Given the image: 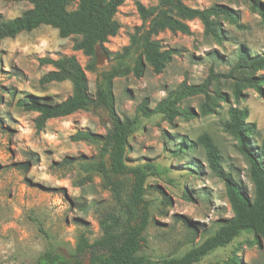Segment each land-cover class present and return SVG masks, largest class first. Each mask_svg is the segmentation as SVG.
<instances>
[{
	"label": "rangeland",
	"instance_id": "374dc122",
	"mask_svg": "<svg viewBox=\"0 0 264 264\" xmlns=\"http://www.w3.org/2000/svg\"><path fill=\"white\" fill-rule=\"evenodd\" d=\"M260 2L264 6V0ZM158 3L159 0L124 1L115 15L120 26L118 34L104 45L107 54H97L103 60L96 67L99 72L114 65V56L122 53L142 26L137 4L152 9ZM186 5L200 10L225 7L237 15L239 26L219 19L224 36L221 44L205 36L196 20L187 23L190 35L160 33L154 39L162 49L175 52L172 60L161 74L146 66L140 78L130 74L113 81L114 108L120 118L133 117L143 101L153 109L182 82L199 85L211 72L227 74L239 50L249 56L264 54V8L262 16L248 0H191ZM29 9L31 6L25 2L0 0V21L15 19ZM73 9L75 5L68 8ZM80 39H61L56 30L41 26L0 42V264H27L44 252L48 243L39 227L50 236L53 248L64 254L74 250L76 238L83 231L89 232V242L99 239L97 217L113 205L99 178H94L92 185L78 186L75 184H79L81 175L76 167L62 170L55 166L64 158L96 155L97 148L73 143L70 137L79 131L104 135L110 126L106 114L101 110L78 112L50 120L36 133V114L24 112L17 105L26 96L51 105L70 97L68 82L39 84L52 68L41 66L38 60L73 56L85 68L92 60L73 50ZM256 76H264V71ZM86 77L93 96L96 77L90 72H86ZM232 86L231 80L212 84L211 91L220 90L227 98L219 103L215 114L192 120L176 118L171 124L161 115L143 119L139 130L128 140V165L152 163L159 168V175L146 182V198L153 205L152 219L145 233L146 245L138 254L154 264L181 257L232 217L224 183L210 169L202 146L197 145L193 153L172 158L174 139L184 137L196 143L201 136H208L219 151L222 172L231 175L252 196L246 162L235 139L223 132L222 124L227 122L230 108L247 110L246 123L255 126L253 141L259 145L264 139V95L247 89L236 100ZM202 103L203 98L198 96L183 101L180 107L198 114ZM163 197L169 200L168 205ZM229 259L240 264H264V240L255 243L252 234L243 233L198 264H227Z\"/></svg>",
	"mask_w": 264,
	"mask_h": 264
},
{
	"label": "trees",
	"instance_id": "16d2710c",
	"mask_svg": "<svg viewBox=\"0 0 264 264\" xmlns=\"http://www.w3.org/2000/svg\"><path fill=\"white\" fill-rule=\"evenodd\" d=\"M4 1L25 2L31 9L15 19L0 21V42L46 26L56 30L61 39L80 37V41L73 45V50L92 60L85 68L73 56L38 60L41 66L52 68L40 78L39 84L43 86L68 82L71 95L53 105L41 102L35 96L19 100L17 105L24 112L36 114L35 132L40 133L50 120L66 118L78 112L101 110L110 123L104 135L79 131L70 137L73 143H85L97 148L94 157L64 158L55 164L62 170L77 168L81 177L77 180L79 184L75 185H92L94 178H99L101 187L109 192L113 205L100 212L97 217L101 237L89 242V232L83 231L76 238L74 250L64 254L53 248L50 236L39 227L38 231L47 241L48 247L27 264H154L138 254L146 245L145 233L152 219L153 205L146 198L149 188L146 182L159 175V168L152 163L128 165L126 155L129 138L139 130L143 119L157 115L171 124L176 118L192 120L198 116L215 114L219 103L226 102L227 98L220 90L211 91L214 82L231 80L232 94L236 100L247 89H253L263 96L264 76L257 77L256 74L264 71V54L249 56L239 50L237 60L227 74L211 72L199 85L182 82L153 109H149L147 101H143L136 108L133 117L120 118L114 108L113 81L130 74L140 78L146 66L153 73L161 74L175 53L173 50L162 49L154 38L164 31L190 35L187 23L196 20L202 25L205 36L221 44L224 36L219 29L218 20L224 19L237 27V15L222 6L194 9L186 5L191 0H159L158 5L152 9H145L137 4L142 26L130 38L129 45L122 53L114 56V65L107 71L99 72L95 67L97 48L107 54L104 45L119 32L120 26L115 15L125 0ZM248 1L263 16L264 6L260 0ZM72 5H75V9L68 10ZM86 72L96 77L93 96L89 93ZM198 96L203 98L198 114L188 108L181 109L183 101ZM247 118V110L230 108L228 120L222 124V130L235 139L237 150L246 162L248 178L253 188L251 197L231 175L222 172L219 151L208 136H201L196 143L184 137L171 142L172 158L193 153L197 145L202 146L210 169L224 183L232 217L181 257L163 260L159 264H198L210 253L228 246L243 233L252 234L255 243L264 240V139L259 145L255 144V126L246 123ZM191 170L194 171L193 168ZM185 198L189 199L187 196ZM163 201L164 204H169L165 197ZM227 264L240 263L229 259Z\"/></svg>",
	"mask_w": 264,
	"mask_h": 264
},
{
	"label": "water",
	"instance_id": "95a60500",
	"mask_svg": "<svg viewBox=\"0 0 264 264\" xmlns=\"http://www.w3.org/2000/svg\"><path fill=\"white\" fill-rule=\"evenodd\" d=\"M99 51H100V49H99V48H97L95 67L101 66V65H102V63H103V60L97 56V54H98V52H99Z\"/></svg>",
	"mask_w": 264,
	"mask_h": 264
}]
</instances>
